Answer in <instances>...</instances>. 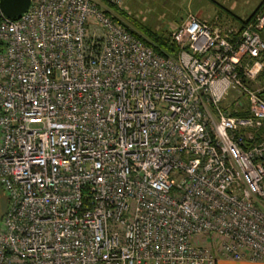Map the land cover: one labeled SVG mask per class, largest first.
<instances>
[{
  "label": "built area",
  "instance_id": "1",
  "mask_svg": "<svg viewBox=\"0 0 264 264\" xmlns=\"http://www.w3.org/2000/svg\"><path fill=\"white\" fill-rule=\"evenodd\" d=\"M100 1L0 12V264L264 261V3L163 56Z\"/></svg>",
  "mask_w": 264,
  "mask_h": 264
},
{
  "label": "rangeland",
  "instance_id": "2",
  "mask_svg": "<svg viewBox=\"0 0 264 264\" xmlns=\"http://www.w3.org/2000/svg\"><path fill=\"white\" fill-rule=\"evenodd\" d=\"M264 3V0H261ZM104 9L119 17L130 29L137 30L133 19L156 31L171 34V31L187 16L194 15L199 20L221 25L229 24L237 28V17H247L259 5V0H126L118 11L124 12L129 18L119 14L114 8L100 1ZM232 13V16H231ZM221 17L219 20L215 16ZM132 18V21H131ZM234 18V20L232 19ZM206 20V21H205ZM139 33L142 34L140 30ZM264 81V76L260 78ZM7 207L6 193L0 186V225Z\"/></svg>",
  "mask_w": 264,
  "mask_h": 264
},
{
  "label": "trees",
  "instance_id": "3",
  "mask_svg": "<svg viewBox=\"0 0 264 264\" xmlns=\"http://www.w3.org/2000/svg\"><path fill=\"white\" fill-rule=\"evenodd\" d=\"M109 7L114 8L116 11H118L119 6L107 4ZM263 6V2H260L259 5L251 12L247 17L241 18L237 17V30H240L244 28L248 23H253L258 13L261 11ZM106 12L109 15L113 16V19L117 22H120L122 25H124L132 34H134L136 37L141 39L145 44L150 46L156 53L163 55V56H175L178 51L177 45L170 40V34H166L162 31H156L152 28H149L148 26L142 24L140 21H137L135 19L131 18V21L134 23L137 30H140L142 32L139 33L137 30L130 29L129 26L123 22L119 17L113 15L109 10H106ZM118 13L121 15H124L125 17L129 18L128 15H126L122 11H118ZM232 16V13H231ZM234 20V18H232ZM262 37H264V33L262 34ZM1 44H0V50H1ZM257 138H264V128L260 130V134L257 135Z\"/></svg>",
  "mask_w": 264,
  "mask_h": 264
},
{
  "label": "water",
  "instance_id": "4",
  "mask_svg": "<svg viewBox=\"0 0 264 264\" xmlns=\"http://www.w3.org/2000/svg\"><path fill=\"white\" fill-rule=\"evenodd\" d=\"M31 0H0V12L6 17L16 18L24 13Z\"/></svg>",
  "mask_w": 264,
  "mask_h": 264
},
{
  "label": "crops",
  "instance_id": "5",
  "mask_svg": "<svg viewBox=\"0 0 264 264\" xmlns=\"http://www.w3.org/2000/svg\"><path fill=\"white\" fill-rule=\"evenodd\" d=\"M196 1L200 2L202 0H196ZM259 1L261 2V0H259ZM217 18L219 20L221 17H219V15H218V16H215V18L212 19V20H215ZM215 264H264V261H251V260H248V259L233 260V259H230V258H227V257H224V256H220V257H218V259H217Z\"/></svg>",
  "mask_w": 264,
  "mask_h": 264
}]
</instances>
